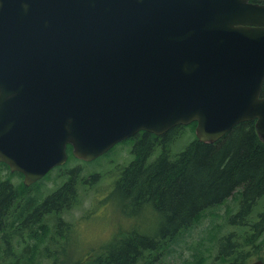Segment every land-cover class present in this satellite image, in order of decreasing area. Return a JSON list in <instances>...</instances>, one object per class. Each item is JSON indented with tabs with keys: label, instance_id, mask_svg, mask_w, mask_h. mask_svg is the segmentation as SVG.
I'll return each instance as SVG.
<instances>
[{
	"label": "water",
	"instance_id": "1",
	"mask_svg": "<svg viewBox=\"0 0 264 264\" xmlns=\"http://www.w3.org/2000/svg\"><path fill=\"white\" fill-rule=\"evenodd\" d=\"M264 4L0 0V162L31 185L139 131L254 121L264 143ZM249 264H264L261 259Z\"/></svg>",
	"mask_w": 264,
	"mask_h": 264
},
{
	"label": "trees",
	"instance_id": "2",
	"mask_svg": "<svg viewBox=\"0 0 264 264\" xmlns=\"http://www.w3.org/2000/svg\"><path fill=\"white\" fill-rule=\"evenodd\" d=\"M249 1L264 4V0ZM188 126L194 128L196 123ZM182 127H173L162 135L142 131L132 139L136 158L123 169L115 185L116 196L130 200L136 209L142 203H151L159 221L152 235L125 237L96 264H135L147 251L155 252L154 260L161 262V256L175 252L179 236L198 223L206 210L220 206L231 195L238 198V209L227 214L224 223L229 230L217 238V259L225 264H249L262 252L254 261H264V208L257 211L264 196V143L255 131L254 121L235 125L215 142L194 138L173 154L168 144L179 137ZM66 149L70 153L68 146ZM155 149L160 150L159 154L148 162ZM47 175L35 185L40 187ZM72 178L38 204L36 195L27 197L24 185L23 192L15 189L8 179L1 178L0 170V264H32L36 260L38 246L49 235L47 216L61 217L63 210L72 207L77 191ZM37 217L39 222H34ZM57 222L55 235L63 236L68 223L60 219Z\"/></svg>",
	"mask_w": 264,
	"mask_h": 264
},
{
	"label": "rangeland",
	"instance_id": "3",
	"mask_svg": "<svg viewBox=\"0 0 264 264\" xmlns=\"http://www.w3.org/2000/svg\"><path fill=\"white\" fill-rule=\"evenodd\" d=\"M180 132L179 137L168 144V149L173 154L182 151L196 138L195 127L185 125ZM122 145L123 143L118 144L93 161H72L66 165L64 177L68 173L69 176L72 175L77 190L72 208L62 212L61 217H47L45 223L48 225L49 235L38 246L36 260L32 264H96L97 259H106L108 250L125 237L134 234L152 235L155 232L159 216L151 203H142L136 209L132 207L130 200L124 201L116 196L115 185L121 178L123 169L136 158L134 155L125 154ZM158 152L155 149L154 155L147 159L148 162L156 158ZM76 165L81 167L80 172L74 171L73 174L71 172ZM0 170L5 176L4 179H8L15 189L23 192L22 185L25 184L21 174H11L2 167ZM58 171L49 172V177L47 175L48 178H45L40 187L34 184L30 196L34 189L39 192L35 191L33 196L43 200L58 188L63 183V179L57 175ZM92 174L101 176L93 180L90 179ZM237 199L236 195H231L220 206L206 210L198 223L179 236V245L175 252L169 256H161V262L154 260L155 252L150 254L147 251L135 264H225L223 260L217 259V238L229 230L224 222L228 218V212L237 211ZM262 208L264 196L259 200L257 211ZM137 211L138 217L134 218ZM59 218L68 223L69 229L63 236L58 237L55 235L54 226ZM130 219L136 222H130ZM16 251L18 252L17 249ZM262 254H256L254 259Z\"/></svg>",
	"mask_w": 264,
	"mask_h": 264
},
{
	"label": "flooded vegetation",
	"instance_id": "4",
	"mask_svg": "<svg viewBox=\"0 0 264 264\" xmlns=\"http://www.w3.org/2000/svg\"><path fill=\"white\" fill-rule=\"evenodd\" d=\"M142 131H139V132H137L136 134H134L133 136H131L130 138H128V139H125V140H123V141H121V142H119V143H117L115 146H117L118 144H121V143H123V145H122V151H124L125 152V154H127V155H134L135 157H136V155L134 154V152L132 151V145H131V141H132V139L134 138V137H136V135H138L139 133H141ZM152 134V133H151ZM114 146V147H115ZM114 147H112V148H114ZM70 148V153L69 152H67L68 150L66 149V154H67V158H66V161H65V163L63 164V165H60V166H56V167H54L52 170H59L58 171V173H57V175H58V177L60 178H62L63 179V183L64 182H66L68 179H69V173L67 174V175H65V177H64V169L65 168H63L64 166H66L67 164H69V162H76V163H78V162H82V161H85V160H83V159H79V158H77V157H75L73 154H72V147L70 146V145H68V149ZM127 149V150H126ZM111 150V149H110ZM126 150V151H125ZM159 150V149H158ZM160 151V150H159ZM106 153H108V152H106ZM105 153V154H106ZM103 156V155H102ZM93 160H95V159H93ZM92 160V161H93ZM87 162H90V161H87ZM0 167H2V168H5L7 171H9L11 174H20V173H17V172H11L10 171V169H9V167H8V165H6L5 163H2V162H0ZM73 168L74 169H72V171H79V169L81 168L79 165H76V166H73ZM51 170V171H52ZM50 171V172H51ZM80 172V171H79ZM97 173H99V172H97ZM46 176V175H45ZM44 176V177H45ZM101 176V174H98V176H95V174L93 175L92 174V176L90 177V179H96L97 177H100ZM43 177V178H44ZM1 178H5V176H4V174L3 173H1ZM42 178V179H43ZM22 179H23V176H22ZM41 180V179H40ZM39 180V181H40ZM38 182V181H37ZM36 182V183H37ZM35 183H33V184H31V185H29V186H26V194H27V197L28 196H30V190H31V188L33 187V185H34ZM75 190H76V188H75ZM34 194V189L32 190V195ZM46 197V196H45ZM44 197V198H45ZM43 198V199H44ZM37 202H38V204L39 203H41V198L40 197H38L37 198ZM140 205H143V204H140ZM72 207H70V208H66L65 210H63L62 212H64V211H68V209H71ZM29 209H30V207L28 206V207H26V214H28L29 213ZM59 212H61V211H58V213ZM48 216H51V215H48ZM47 216V217H48ZM56 216H58V214L56 215ZM138 217V211L134 214V218H137ZM39 219V217H37V219L35 220L34 219V222H39V221H37ZM60 219V218H59ZM130 222H136V221H134V220H129ZM64 222V221H63Z\"/></svg>",
	"mask_w": 264,
	"mask_h": 264
}]
</instances>
